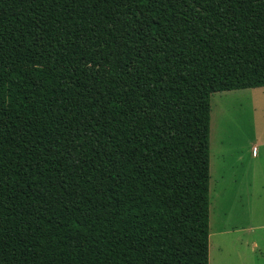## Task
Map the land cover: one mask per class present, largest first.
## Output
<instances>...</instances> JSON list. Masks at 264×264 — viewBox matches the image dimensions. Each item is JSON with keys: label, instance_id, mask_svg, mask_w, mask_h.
<instances>
[{"label": "trees", "instance_id": "obj_1", "mask_svg": "<svg viewBox=\"0 0 264 264\" xmlns=\"http://www.w3.org/2000/svg\"><path fill=\"white\" fill-rule=\"evenodd\" d=\"M264 86V0H0V264H208L213 92Z\"/></svg>", "mask_w": 264, "mask_h": 264}, {"label": "rangeland", "instance_id": "obj_2", "mask_svg": "<svg viewBox=\"0 0 264 264\" xmlns=\"http://www.w3.org/2000/svg\"><path fill=\"white\" fill-rule=\"evenodd\" d=\"M210 108L208 264H264V87L214 92Z\"/></svg>", "mask_w": 264, "mask_h": 264}, {"label": "crops", "instance_id": "obj_3", "mask_svg": "<svg viewBox=\"0 0 264 264\" xmlns=\"http://www.w3.org/2000/svg\"><path fill=\"white\" fill-rule=\"evenodd\" d=\"M263 87L264 86L254 87V88H263ZM239 90H241V89H239ZM228 91H230V90H228ZM220 92H222V91H220ZM210 112H211V108H210ZM256 144L259 145V147H264V130H261V131H259L257 133V135H256ZM254 151H255V149L253 150L252 154H253L254 157H257L258 156V153L257 152L255 153ZM251 229L254 230V228H250L248 230H251ZM239 232H241V231H239Z\"/></svg>", "mask_w": 264, "mask_h": 264}]
</instances>
